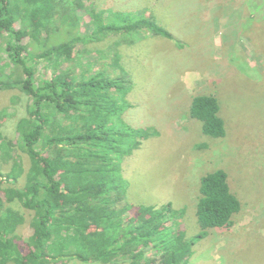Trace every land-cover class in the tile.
Returning <instances> with one entry per match:
<instances>
[{
  "label": "trees",
  "instance_id": "16d2710c",
  "mask_svg": "<svg viewBox=\"0 0 264 264\" xmlns=\"http://www.w3.org/2000/svg\"><path fill=\"white\" fill-rule=\"evenodd\" d=\"M76 1L74 10L72 0H0V46L6 58L0 64V88H18L29 101L27 114L16 124V147L27 155L28 166L15 155L8 173L0 168V264H56L69 258L187 264L208 229L230 230L241 210L227 172L218 168L201 177L195 208L200 230L190 239L183 227L184 209L170 202L133 205L122 175L124 159L157 130L134 128L123 117L133 106L127 100L133 80L121 62V50L136 43L131 33L170 40L172 33L153 13L96 10L95 0ZM238 1L261 8L253 13L261 32L264 0ZM81 7L92 25L87 35L80 32ZM26 37L28 43H23ZM108 39H113L108 51L96 50L102 55L94 70L95 64L83 61V53L89 52L88 44ZM40 60L51 67L50 77L36 76ZM211 92L217 95L191 96L186 114L201 122L205 135L223 139L227 132L219 91ZM10 146L0 134L1 157ZM15 201L32 214V232L24 240L17 232L24 216L10 205ZM258 260L264 257L253 261Z\"/></svg>",
  "mask_w": 264,
  "mask_h": 264
},
{
  "label": "rangeland",
  "instance_id": "374dc122",
  "mask_svg": "<svg viewBox=\"0 0 264 264\" xmlns=\"http://www.w3.org/2000/svg\"><path fill=\"white\" fill-rule=\"evenodd\" d=\"M75 1L72 0L74 10ZM94 2L96 10H119L135 15L153 13L157 22L173 36L170 40L151 34L141 37L145 35L142 31L131 33L128 36L137 37L136 43L121 50V62L133 80L127 96L133 106L123 117L134 128L157 130L156 135L144 140L122 163L127 200L133 205L160 206L170 202L175 209H184L183 227L190 239L200 230L195 208L201 177L215 169H224L231 190L241 201V210L235 214L230 230L209 228L208 235L194 244L187 264H253L255 258H263L264 23L259 32L253 17L261 8L253 10L251 4L247 7L238 0ZM77 14L80 32L87 35L92 30L90 17L86 16L84 7L78 8ZM58 29L65 32L62 26ZM112 40L88 44L89 52L83 53V61L95 64L92 69L96 70L102 55L96 50L108 51ZM175 41L183 43L179 46ZM22 42L28 43V38ZM5 60L0 46V64ZM51 74V67L42 60L37 61L38 78ZM216 89L227 132L223 139L205 135L201 122L186 114L191 96L204 92L214 94L211 91ZM28 105V97L20 89L0 88V134L11 145L8 155L0 156L4 174L11 170L14 162L11 157L15 155L24 167L28 166L27 155L16 147V124L27 114ZM21 182L22 179L15 184ZM10 205L24 216L17 230L24 240L32 232V214L17 201ZM56 264L102 263L69 258ZM254 264H264V261Z\"/></svg>",
  "mask_w": 264,
  "mask_h": 264
}]
</instances>
